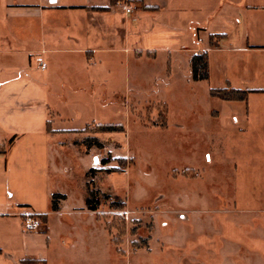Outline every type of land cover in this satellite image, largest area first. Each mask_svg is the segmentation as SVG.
<instances>
[{"label":"crops","instance_id":"obj_1","mask_svg":"<svg viewBox=\"0 0 264 264\" xmlns=\"http://www.w3.org/2000/svg\"><path fill=\"white\" fill-rule=\"evenodd\" d=\"M123 1L132 6L130 13ZM161 51L167 81L177 61L186 58L190 68L191 56L207 51L209 77L199 81L210 88L264 89V0H0V264L91 261L97 236L109 233L99 211L86 207V173L102 168L96 151L105 144L99 133L77 132L88 122L76 127L70 114L82 102L114 104L109 101L120 92L108 82L110 68L154 61ZM215 55L221 58L218 68ZM252 99L262 103V92L251 93L244 110L228 106L213 113V158L228 172L217 173L220 181L209 198L198 193L193 200L186 191L178 197L186 236L173 264L264 262L261 141L251 154L235 151L247 145L248 134L261 138L262 106L252 107ZM88 135L103 147H86ZM225 138L233 147L226 155ZM73 166L83 179L72 202L63 180ZM188 169L195 171L192 178L202 177ZM238 177L251 184L238 189ZM54 193L64 195L55 211ZM28 213L41 221L35 231L22 229ZM205 216L207 230L190 231Z\"/></svg>","mask_w":264,"mask_h":264},{"label":"rangeland","instance_id":"obj_2","mask_svg":"<svg viewBox=\"0 0 264 264\" xmlns=\"http://www.w3.org/2000/svg\"><path fill=\"white\" fill-rule=\"evenodd\" d=\"M125 5L130 4L123 1V6ZM205 41L208 44V38ZM119 55L123 60L124 53ZM166 57V53L161 51L154 61L139 60L137 63L127 64L123 62L122 66L110 68L111 74L106 76L108 82L120 92L109 101L115 103L104 107L92 101L87 104L82 102V105L73 108L70 114L76 127H82L88 122L85 126H88L89 131H83L84 126L77 132L99 133L100 140L105 144L103 149L96 151L99 160L116 156L111 157L105 165L100 162L97 165L103 169L110 166L121 170H101L102 173L98 174L94 187L111 197L117 196L125 201V207L117 210L109 206L111 199L101 201L97 209L101 215L100 220L105 225L115 222L118 227L123 222L125 234L120 236V229L115 227L108 230L110 239L106 232L98 235L95 248L90 251L91 261L88 264L175 263L179 258L178 247L186 236L178 197L186 191L192 193L193 200L194 194L198 193L204 198H209L213 183L220 181L217 173L228 172L225 163H218V158H213L218 148L213 113L215 110L225 113L229 109L228 106L244 110L247 108L249 95L260 93L250 92L246 100L211 97L210 83L191 78L186 58L183 61L180 59V63L176 62L175 76L167 81ZM213 58L215 68H218L221 58L216 55ZM228 60L231 61V58ZM113 78H116V81L112 84ZM263 93L262 103L253 99L251 101L252 107L255 103L262 106L261 138L256 139L253 134H248L245 136L247 145L243 148L235 147L236 152L251 154L256 150L253 148L256 142L258 145L261 141L262 163ZM104 123L121 124L124 130L93 131L96 124ZM229 141L225 138L222 144L225 155L233 148ZM188 168L199 170L202 177L192 178L195 171ZM71 169L63 181L70 201L73 202L74 197H80L79 188L83 174L77 166ZM181 175L189 178H180ZM239 177L238 189L242 190L251 184ZM190 227L192 232L207 230L209 220L205 216ZM132 229H135L134 233H131ZM112 237L120 243L115 245L110 241ZM132 241L143 246L134 248L129 244ZM163 242L167 246L163 245ZM116 248H123L126 253H119Z\"/></svg>","mask_w":264,"mask_h":264},{"label":"trees","instance_id":"obj_3","mask_svg":"<svg viewBox=\"0 0 264 264\" xmlns=\"http://www.w3.org/2000/svg\"><path fill=\"white\" fill-rule=\"evenodd\" d=\"M214 38H210V45L214 46ZM190 70H191V78L193 80H206L209 77V59H208V53L207 51H202L200 53H195L191 56L190 58ZM250 92H264V89H240V88H232L230 86L226 87H218V88H210L209 89V94L211 97L214 98H219L222 100H246L247 95ZM88 126H85L83 131H89ZM48 130H50L48 128ZM124 127L121 124H96L95 128L93 131L97 132H118V131H123ZM12 140L9 141V143ZM82 143L86 145V147H90L92 145H95L98 148H102L103 145L102 143L95 137H86ZM112 158H102L100 163L102 165L107 164ZM117 159V158H115ZM104 170L106 172H114V171H121L117 167H108V168H90L88 172L86 173L87 177L89 178L88 181L86 182V189H87V195L85 198V204L86 207L89 210L96 211L101 203L102 200H108L111 199L109 202V206L112 209H122L125 207V201L121 200L117 196L111 197L108 193L102 192L100 189L94 187V182L92 178L94 175L98 172ZM59 199H64V195L54 193L52 194V200H51V209L52 210H57L58 209V201ZM97 216L100 217V213H97ZM116 216V215H115ZM116 223L113 222L111 224L106 225L107 230L110 231L111 228H119L120 232L119 235H124L125 234V226L124 223L122 222L121 225L115 226ZM135 229L131 230V233H134ZM111 241L115 244L118 245L120 241H117L115 238H111ZM131 245L134 248H140L143 246L142 244L136 243L135 241L131 242ZM147 245V244H146ZM116 250L119 253H123L122 250L119 248H116Z\"/></svg>","mask_w":264,"mask_h":264},{"label":"built area","instance_id":"obj_4","mask_svg":"<svg viewBox=\"0 0 264 264\" xmlns=\"http://www.w3.org/2000/svg\"><path fill=\"white\" fill-rule=\"evenodd\" d=\"M132 10H133L132 6L125 5L124 11L126 13H130ZM36 61H37V65L40 68H42V69L45 68V64H44L42 57H37ZM40 223H41V221L37 216H35L32 213H28V214H25V216L22 219V229L24 231H27V232L35 231L40 226Z\"/></svg>","mask_w":264,"mask_h":264}]
</instances>
